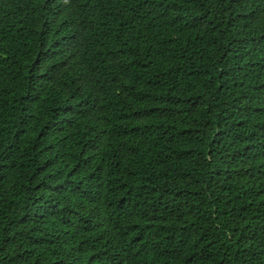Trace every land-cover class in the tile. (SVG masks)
Here are the masks:
<instances>
[{
	"label": "trees",
	"instance_id": "1",
	"mask_svg": "<svg viewBox=\"0 0 264 264\" xmlns=\"http://www.w3.org/2000/svg\"><path fill=\"white\" fill-rule=\"evenodd\" d=\"M0 264H264V0H0Z\"/></svg>",
	"mask_w": 264,
	"mask_h": 264
}]
</instances>
